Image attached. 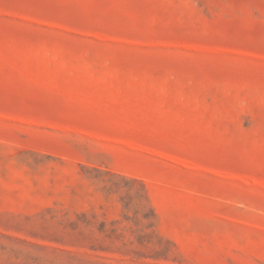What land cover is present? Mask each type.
<instances>
[{
  "label": "rangeland",
  "instance_id": "rangeland-1",
  "mask_svg": "<svg viewBox=\"0 0 264 264\" xmlns=\"http://www.w3.org/2000/svg\"><path fill=\"white\" fill-rule=\"evenodd\" d=\"M0 264H264V0H0Z\"/></svg>",
  "mask_w": 264,
  "mask_h": 264
}]
</instances>
